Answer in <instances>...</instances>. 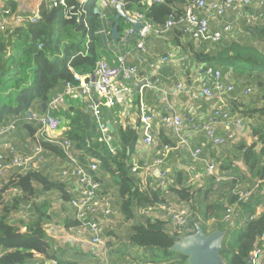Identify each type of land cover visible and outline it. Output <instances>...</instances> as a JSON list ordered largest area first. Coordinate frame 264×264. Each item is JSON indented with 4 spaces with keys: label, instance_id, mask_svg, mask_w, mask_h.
Listing matches in <instances>:
<instances>
[{
    "label": "trees",
    "instance_id": "obj_1",
    "mask_svg": "<svg viewBox=\"0 0 264 264\" xmlns=\"http://www.w3.org/2000/svg\"><path fill=\"white\" fill-rule=\"evenodd\" d=\"M118 1L126 12H142L149 22L160 27L170 15L176 19L183 16L190 0H161L149 5L146 0ZM99 5L100 0H64V4L57 5L51 0H42L35 22L25 21L6 30L0 28V127L14 122V126L23 128L43 151L64 160V168L67 160L61 146L44 138L37 140L39 125L35 119L28 118L26 112H39L37 115H40L42 104L47 107L53 96L65 90L66 83L79 82L75 80V74H90L95 63L110 52L107 45L113 39L107 31L111 32L116 9L112 5L100 9ZM9 6L11 13L15 12V6ZM96 9L102 10L105 17H101ZM124 25V20L120 19L119 32ZM172 28L178 32L175 46L198 67L219 69L223 77H230L228 74L234 72L231 80L235 84H248L261 92L257 98L251 97L261 102L259 107L250 105L249 98L230 102L231 113L239 115L250 125L253 138L252 143L236 147L239 158L235 157V160L245 166L244 176L235 172V176L227 175L225 181H217L211 176L187 183V175L177 173L175 177L167 175L165 188L154 183L155 189L145 190L140 178L131 170L139 124L123 127L111 122L115 148L112 153L100 141L92 113L80 98L66 97L59 108L68 123L60 140L71 142L72 150L82 163L87 160L97 163L95 176L98 180L101 181L99 175L113 178L119 197L118 209L124 219L135 218L139 208L159 202L169 203L171 198L179 205H187L189 217L184 226L177 227L169 220L147 216L142 223H133L128 237L130 245L150 250L155 261L188 264V257L171 250V247L184 236L194 233L199 226L205 234L216 230L225 233L220 254L227 264H246L255 246H261L260 237L264 234V24L254 23L243 29L235 26V31L231 30L227 35L233 37L231 40L224 36L218 42L194 39L185 34L179 24ZM118 109V106L105 108L102 115L114 118ZM157 142L159 149L164 145L174 148L177 143L174 137L164 133V129L159 130ZM220 169L226 170V167L222 164ZM60 182L59 179L50 181L39 170L29 168L24 173L12 174L0 186V264H42L37 261V255L55 257L43 228L49 218L48 206L37 201L35 185L40 184L43 189L55 187L61 191L62 200L69 201L71 196L63 191ZM243 185L249 189L257 185L246 201L239 200L234 193L239 187L245 188ZM12 189L21 193L12 195L5 203V194ZM30 201L37 217L22 231L9 222L7 215ZM232 204L238 206L240 214L235 221L240 230L233 243L230 233L235 225L222 221L225 209ZM73 225L77 226L78 222L74 220L66 224L67 227Z\"/></svg>",
    "mask_w": 264,
    "mask_h": 264
},
{
    "label": "crops",
    "instance_id": "obj_2",
    "mask_svg": "<svg viewBox=\"0 0 264 264\" xmlns=\"http://www.w3.org/2000/svg\"><path fill=\"white\" fill-rule=\"evenodd\" d=\"M41 1L42 0H0V11L3 8H10L9 5L12 4L15 6V12L12 14L30 16L39 7ZM78 1L83 2L84 0ZM255 12L262 13V16L257 21L251 22V25L259 22L264 24V6L258 8L255 2L246 7H232L222 16L208 15V12L205 10H201L199 15L208 18L211 30L221 29L224 25H230V32L231 30L235 31V26L237 29H243L247 26V15ZM126 13L131 15V13ZM130 27L133 28L131 24L125 22L121 32L118 31V39L114 40L112 38L113 42L107 45L110 52L104 55L105 57L103 58L110 64L115 62L118 57L124 56L126 62L130 65L137 66L141 74H148L150 71H153L149 67V63L156 60L155 58L157 56L165 55L169 52L174 54L167 63L159 64L157 70L163 79L162 88L166 93L148 88L137 89V84H134V92L130 103L124 106L115 105L113 108L118 106L119 109L114 118H105L103 115L106 122L112 126V129L113 125L111 122L121 124L123 127L126 125L136 127V125L139 124V139L135 145L134 153L131 156L133 166L149 165L153 163L154 159L158 156V152L162 150V148L159 149L157 137L159 135V130L164 129V133L168 137H174L177 141L176 146L171 148L168 152L164 164L160 166V169L167 170L168 176L175 177L177 173H181L188 177L190 176L191 183H193L205 179L206 177H211L205 173V163L212 162L216 165V175L222 177L221 181L227 180V175L235 176V172H238V174L243 177L245 166L240 161L235 160V157H238L239 154L236 147L242 143H252L253 138L250 134V125L239 115H233L231 113L230 102L233 100L227 102V108L230 111L231 117H237L240 122L237 125H230L233 132L232 139L223 145L214 146L203 134L190 133L187 123L188 118L193 116L199 122H208L216 106V102L213 98L206 97L200 91L202 83L206 82L210 84L209 79L205 78L202 68L186 58L183 53H181L180 49L175 46L174 40L178 37V32L175 28H171L163 35H148L144 43L146 50L143 52L136 48L137 34L131 35L125 42L122 40L121 42L118 41L121 39L125 30ZM229 32L224 33L222 38L226 36L225 39L231 40L233 37L230 38L227 36ZM133 40H136L134 44L131 43ZM233 73L234 72L231 74ZM231 74H228L230 77L222 76V79L226 83H232L236 86L235 82L231 80ZM233 76L235 75L233 74ZM178 83L183 85V89H176ZM259 95H261V92L253 87V91L249 98L252 103H250V105L255 107L260 106L261 102L259 100L251 99V97L257 98ZM242 98L240 101H243ZM141 101L151 107L157 115L174 112L181 116V118L184 119V123L183 128L180 130V135H182V139L185 143H179V135L176 134L174 129L166 128L157 121L152 124L154 141L149 146L145 145L142 140V124L139 118V105ZM61 106L62 105L52 111V114L59 119V126L55 131L49 132V137H58L60 139L67 128V120L65 116L61 115L59 112ZM105 108L107 107L101 106L102 114ZM46 110L47 107L44 106L40 115H44ZM37 113L39 112H31V116L27 115V117L32 118L33 115H37ZM214 126L220 135L223 136L225 134V126L223 124L215 121ZM13 129L14 131H12ZM112 129L110 128V130ZM36 144L37 142L35 143L23 128L18 125L15 127L13 124V128L4 134H0V161L13 155L34 156L33 153ZM196 147H202V162H194L190 157V151ZM191 163L194 168H190L191 166L189 167ZM222 164L226 167V170L220 169ZM64 166V160L49 152L43 151L41 148V151L33 157L26 168H11L0 174V186L7 182L12 174L24 173L27 169L33 168L39 170L45 176H48L50 181L59 179L63 191L68 193L72 198L78 194V185L75 180L60 174ZM157 169L158 168L153 169L150 176H148L153 184L154 181L158 179L157 173L155 172ZM198 174L201 175V177L196 178ZM99 176L101 178V181L99 180L101 185L99 193L110 196L111 206L113 211H115V214L111 216H106L102 212H98L95 216L102 222L103 231L101 238L104 244L92 243L91 235L80 233L75 225L70 227L66 226V224L76 219L74 218L73 207L69 204V201L62 200L61 191L59 189L51 186L47 187V189H43L40 184L35 185L37 201H43L48 206L47 214L49 218L45 221L43 228L51 251L55 256L53 258H46L44 255L40 254L36 256L37 261L42 264H159L160 262H167L164 260L155 261L151 256L150 250L136 248L130 245L128 241L130 227L133 223H142L145 220L144 216L152 218L156 216L159 217L158 213H140L138 212L139 208L137 209L135 218L124 219L118 209L117 203L119 197L115 191L116 187L113 178L108 175H104L103 177L101 175ZM244 181L241 180L243 184H246ZM245 186L246 185H243V187ZM151 188L155 189V186L152 185L149 189ZM20 193L21 191L18 189L9 190L5 194L4 202L7 203L12 195H20ZM171 201L176 203L172 198ZM30 205L31 201L27 204L22 203L17 210H11L7 215L9 222L18 226L22 231H24L25 227L37 217L36 211H34ZM235 207L238 214L235 220L229 222V224L234 223L240 218L238 206ZM208 223L210 224L212 221H208ZM261 262L264 263V246L258 257V263Z\"/></svg>",
    "mask_w": 264,
    "mask_h": 264
},
{
    "label": "built area",
    "instance_id": "obj_3",
    "mask_svg": "<svg viewBox=\"0 0 264 264\" xmlns=\"http://www.w3.org/2000/svg\"><path fill=\"white\" fill-rule=\"evenodd\" d=\"M53 5L57 3L64 4V0H51ZM161 0H146L147 4L159 2ZM257 3L258 8L264 6V0H190L185 5L184 15L179 19L170 15L164 25L158 27L149 22L142 12H133L131 17L137 22L141 23L138 31L134 28H128L121 36V40L125 42L131 35L137 34L136 48L145 52V40L150 34L163 35L167 33L173 26L179 24L182 26V31L190 35L192 38L200 41L218 42L221 40L224 33L229 32L230 25H224L221 29L211 30L207 17L200 16L201 10L207 11L208 15L222 16L227 10L232 7H246L251 3ZM119 3L118 0H100V9L107 7L108 5L115 6ZM96 12H100L101 17H105L102 10L96 9ZM38 14V8L30 16H23L21 14H12L10 8H3L0 11V28L6 30L21 25L25 21L35 22ZM261 13H252L247 15L248 22H255L261 18ZM107 33L110 34L109 31ZM173 53L169 52L165 55L157 56L149 67L151 70L148 74H141L138 67L130 65L126 62L124 56L118 57L115 62L110 64L105 59H99L90 74L79 75L75 74V80L79 82L77 84L66 83L65 90L62 93L53 96L47 105V110L44 115H33V119L36 120L39 127L36 132L37 140L44 138L47 141L57 143L63 149L67 166L63 168L60 174L64 177H68L76 181L78 185V194L69 200V204L74 209V218L78 222L77 230L80 233L90 234L91 242L94 244H104L101 238L103 231L102 222L95 216L98 212H102L106 216L115 214L111 206V198L109 195H102L100 191V182L96 178L95 173L98 168L97 163L91 160H87L82 163L72 150L71 142L69 140H60L58 137H49V132L55 131L59 126V119L52 114V111L57 109L65 102L66 97L83 99L92 113L94 121L97 125L99 132V139L102 141L110 152L114 153L115 148L113 146V136L108 123L104 119L101 106L107 108L114 107L115 105H127L131 101L132 94L134 92L133 85L140 84V88H148L155 91H161L166 93L162 88L163 79L161 74L157 71L159 64L167 63L172 57ZM206 79H209L210 84L202 83L200 91L208 98H213L216 102V106L213 109L212 117L207 122H199L195 117L190 116L188 118L189 132L193 134H203L214 146H220L233 138V132L230 125H237L240 120L237 117H231L230 111L227 108V102L240 101L242 97L250 94L251 88L246 87L241 89L240 92H236V87L232 83H226L222 79V74L219 69L208 67L203 70ZM177 90L183 89V85L178 83L176 85ZM139 118L142 124L143 143L145 145H151L154 141L152 134V124L160 122L164 127L174 129L176 134L179 135V143H185L180 135V130L183 128L184 119L181 116L173 113H167L163 115H157V113L144 102H140L139 105ZM225 126V134L222 136L218 133L214 126V122ZM11 123L8 126L0 128V134L6 133L13 128ZM171 148L164 145L161 152H158V156L154 159L152 164L132 167V173L135 176L140 177L142 187L145 190L154 185L148 178L153 169L158 168V179L154 181L157 187H166L167 170L160 169V166L164 164V160ZM41 151L40 145L36 144L34 149V156ZM202 147H196L190 151V156L194 162H202ZM34 156H19L13 155L5 160L0 161V174L11 168H26ZM205 173L209 176H213L217 181L222 177L216 175V165L212 162L205 163ZM201 175H196V178ZM257 185L249 188H237L234 193L238 196L239 200L246 201L249 199L252 193H254ZM236 205H229L224 211L222 220L224 222H231L235 220L237 216ZM140 213H159L157 218L163 220H169L174 226L180 227L186 224L187 211L181 207H172L167 203L159 202L154 205H147L145 208L138 210ZM261 246H255L250 252L246 264H264L258 263V257L263 250L264 246V234L260 237ZM116 264V263H105ZM139 264V263H134ZM153 264V263H146ZM159 264H168L167 262H160Z\"/></svg>",
    "mask_w": 264,
    "mask_h": 264
},
{
    "label": "water",
    "instance_id": "obj_4",
    "mask_svg": "<svg viewBox=\"0 0 264 264\" xmlns=\"http://www.w3.org/2000/svg\"><path fill=\"white\" fill-rule=\"evenodd\" d=\"M116 14L114 16V24L111 28V37L114 40L118 39L119 20L124 19L125 22L138 31L141 23L134 20L124 10L121 2L115 6ZM140 88V84L136 85ZM44 107V104H42ZM26 115L31 116V111H27ZM109 128L112 126L108 124ZM225 233L220 230L213 231L210 234H205L201 227L197 226L194 233L184 236L181 240L176 241L171 247V250L179 252L188 257V264H227L220 254ZM19 264V263H17ZM24 264H36L34 262Z\"/></svg>",
    "mask_w": 264,
    "mask_h": 264
},
{
    "label": "rangeland",
    "instance_id": "obj_5",
    "mask_svg": "<svg viewBox=\"0 0 264 264\" xmlns=\"http://www.w3.org/2000/svg\"><path fill=\"white\" fill-rule=\"evenodd\" d=\"M104 8H106V7H104ZM103 12V11H102ZM100 13V12H99ZM262 14V13H261ZM247 23H248V25H251V23L250 22H248L247 21ZM104 59V58H103ZM106 60V59H105ZM236 92L238 93V92H240V90L241 89H244V88H246V87H250L251 88V91H253V86H251V85H245V86H242V85H240V84H238V83H236ZM252 93V92H251ZM251 93L250 94H248L247 96H245V97H243L242 98V100H244V99H248V98H250V96H251ZM245 101H247V100H245ZM184 143V142H183ZM191 157V156H190ZM192 159V158H191ZM191 166V167H190ZM189 167L190 168H194V167H192V163L189 165ZM167 178V177H166ZM167 182V181H166ZM187 183H191V180H190V176L188 177L187 176ZM169 206H172V207H181V208H184L185 209V211H187V216H186V220H187V218L189 217V209H188V207H187V205H179V204H176V203H174V202H172V201H169V203H167ZM158 215H159V213H158ZM230 225H235V226H233L231 229H232V231H233V233H230V238H232V243H233V239H234V237H235V234L240 230V226L238 225V222H234V223H230Z\"/></svg>",
    "mask_w": 264,
    "mask_h": 264
}]
</instances>
